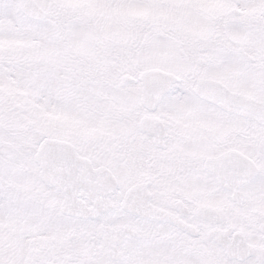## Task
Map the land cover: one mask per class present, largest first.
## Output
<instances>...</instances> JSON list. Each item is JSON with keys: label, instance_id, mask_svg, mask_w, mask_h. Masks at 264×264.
Instances as JSON below:
<instances>
[{"label": "snow or ice", "instance_id": "6c2138e0", "mask_svg": "<svg viewBox=\"0 0 264 264\" xmlns=\"http://www.w3.org/2000/svg\"><path fill=\"white\" fill-rule=\"evenodd\" d=\"M0 264H264V0H0Z\"/></svg>", "mask_w": 264, "mask_h": 264}]
</instances>
